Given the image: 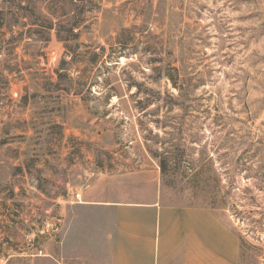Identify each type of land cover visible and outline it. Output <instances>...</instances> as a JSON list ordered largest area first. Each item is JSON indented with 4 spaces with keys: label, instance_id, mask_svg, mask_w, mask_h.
I'll return each instance as SVG.
<instances>
[{
    "label": "rangeland",
    "instance_id": "obj_1",
    "mask_svg": "<svg viewBox=\"0 0 264 264\" xmlns=\"http://www.w3.org/2000/svg\"><path fill=\"white\" fill-rule=\"evenodd\" d=\"M0 12V264H105L103 195L207 207L264 264V0Z\"/></svg>",
    "mask_w": 264,
    "mask_h": 264
},
{
    "label": "crops",
    "instance_id": "obj_2",
    "mask_svg": "<svg viewBox=\"0 0 264 264\" xmlns=\"http://www.w3.org/2000/svg\"><path fill=\"white\" fill-rule=\"evenodd\" d=\"M81 205L100 215L105 264H240L238 238L207 207L107 195Z\"/></svg>",
    "mask_w": 264,
    "mask_h": 264
},
{
    "label": "trees",
    "instance_id": "obj_3",
    "mask_svg": "<svg viewBox=\"0 0 264 264\" xmlns=\"http://www.w3.org/2000/svg\"><path fill=\"white\" fill-rule=\"evenodd\" d=\"M0 13H1V12H0ZM2 18H3V17L0 16V22L2 21V20H1ZM20 35H21V33H17V34L14 36V38H15V39H16V38H19ZM58 38H60V36H58ZM187 80H189V78H187ZM153 156H154V157H159V156H157V154H153ZM168 160H169V157H166V158H159V160H158L159 168H160V170H161L162 175H164V176L167 175V174H169V171L167 170V163H168ZM193 169H194V168H193ZM197 172H198V170H197V171L195 170V173H194V175H193L194 180L197 179L198 176H199V173H197Z\"/></svg>",
    "mask_w": 264,
    "mask_h": 264
},
{
    "label": "water",
    "instance_id": "obj_4",
    "mask_svg": "<svg viewBox=\"0 0 264 264\" xmlns=\"http://www.w3.org/2000/svg\"><path fill=\"white\" fill-rule=\"evenodd\" d=\"M19 32V30H16V33H18Z\"/></svg>",
    "mask_w": 264,
    "mask_h": 264
}]
</instances>
